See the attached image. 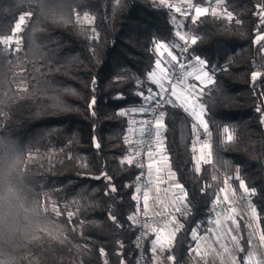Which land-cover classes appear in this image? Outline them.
I'll return each mask as SVG.
<instances>
[{"label": "trees", "instance_id": "1", "mask_svg": "<svg viewBox=\"0 0 264 264\" xmlns=\"http://www.w3.org/2000/svg\"><path fill=\"white\" fill-rule=\"evenodd\" d=\"M221 6L231 20L185 18L181 32L188 29L197 42L173 49L188 62L206 61L213 81L200 97L211 150L200 172L192 118L177 104L159 108L163 153L190 209L174 218L175 264L188 261L193 230L199 236L211 226L226 181L255 210L264 235V76L252 75L264 73V41L253 42L264 34V0ZM26 13L20 48L0 44V264H136L133 196L144 168L136 155L131 165L121 161L131 150L129 110L148 107L133 112L145 121L155 105L138 95L158 91L148 78L154 42L184 44L174 35L171 10L154 0H0V37ZM32 153L53 158L30 162ZM238 224L242 261L249 241ZM151 238L143 246L147 264Z\"/></svg>", "mask_w": 264, "mask_h": 264}, {"label": "crops", "instance_id": "2", "mask_svg": "<svg viewBox=\"0 0 264 264\" xmlns=\"http://www.w3.org/2000/svg\"><path fill=\"white\" fill-rule=\"evenodd\" d=\"M154 1L159 4L158 0ZM176 1H178L176 3H180V0ZM139 119H132L131 121L137 122ZM139 121L143 122V119H140ZM195 122L197 123L196 120ZM132 126L134 125H131L129 128L128 140L139 141V128L134 132L132 129H136L135 127L137 126ZM163 140L164 138L162 136L161 130L159 143L154 141V146L151 149V152L153 153L152 156L146 155V172L143 175V179H145L143 181L141 191L138 194L139 199L137 200L139 208L138 211L144 214L145 209L143 203V192L145 188L149 190L150 195L147 214H152L160 209H165L166 207L178 206L180 204L179 201L182 198V196L178 195L180 192L179 190L175 191L173 189L170 190L166 188L165 176L168 174V172L165 171V169L159 167L160 164H163V159H166L164 157L163 149L159 148V145H162L161 147H163ZM137 145L138 144H131V150L128 157H135ZM149 165H151V167H149ZM169 170L170 172L173 171L171 168ZM222 195V198L227 195L228 201L230 202L227 203H229L228 205L231 207L227 206L226 211L228 210V212H226L223 216L220 215V217L213 219L209 229L205 233L199 235L197 239H195L194 245L189 251V259L184 264H244V262L248 260L249 253H254L251 264H257V262L262 260L261 254L264 253V242L260 241L259 237L263 234L260 230L256 213L255 211L253 212L254 209L250 206L249 202H245L244 199H241L233 189L231 192L225 191ZM228 207L235 208L236 212L231 213ZM228 216H232L233 219H226ZM172 220L173 219L160 226L154 227L158 230L155 233L151 231L152 228L149 231V235L152 237L150 247L153 260L152 264H172V262L167 260V257L170 255L169 249L164 251L157 249L156 252H153V241H156L157 238H159L160 243H164L169 238V233L174 231L179 226L177 220H175V224L171 223ZM217 220L221 222L219 226L215 223ZM239 220H241L247 228L248 241H253V244H249L248 251L244 253V258L242 261H240L238 258V254L242 249L240 243L241 234L238 224ZM160 229H163V231H159ZM228 229H232V231L229 232ZM232 237H235V240H233ZM225 248H227V252L225 251ZM196 251L206 253V255H203V258H201L200 256L196 255Z\"/></svg>", "mask_w": 264, "mask_h": 264}, {"label": "snow or ice", "instance_id": "3", "mask_svg": "<svg viewBox=\"0 0 264 264\" xmlns=\"http://www.w3.org/2000/svg\"><path fill=\"white\" fill-rule=\"evenodd\" d=\"M187 2V8L182 9L181 7L176 6L175 4L169 3V0H158V3L160 6L162 7H166L171 11H174L175 13L184 16L186 19L190 18L193 23L201 16L207 15L209 13V9L208 7H201L199 5H194L191 0H186ZM206 2H208V0H206ZM215 2L217 3V5H222L225 0H215ZM258 8H261V5H257ZM195 12V15L192 14V12ZM226 11V9H225ZM212 15H221L222 13L219 10V7L217 8H213ZM87 16V14H85ZM261 16H264V12H262L260 14ZM232 14L231 13H227V19L231 20ZM26 21V17L24 15L20 16L18 18V22L15 23L14 28L12 29V35L7 36V37H0V44L7 46V47H11L12 44H16L19 45V38L17 37V33L21 32L23 30L22 26L25 24ZM238 22V21H237ZM262 23H264V20L261 21ZM89 23H91V21H89ZM174 35L176 36V38L179 41H183L185 45L187 44H195L197 42V38L196 37H191L190 41L189 38L186 34H182V32L179 30V28H177V30H175ZM261 41H264V34L258 35L255 37L254 39V43L259 44ZM175 48H182V45L180 44H175V43H168V42H163V41H157L154 42V51L157 54V59L155 60V69L154 71L150 72L148 74V78L149 80H151V82L155 85L158 86L159 91L158 92H153L151 89L148 90V95H145L143 92L138 93V95H140L141 97H143V99L145 101L148 102L149 105H152L153 102H155V106L157 108L161 107V103L160 100L163 99V94L165 92H170L171 96H176L177 92L176 89L178 86L183 87V81H177L174 82L173 81V76H172V72H170V69H174L175 67H179V68H185L186 65L183 63L179 62V58L176 54H174L173 49ZM183 51H187V47H183L182 48ZM262 51H264V49H262ZM195 60L197 61V63L204 65L206 64V61H202L199 57H196ZM158 70V72L156 71ZM202 71V75L204 77H208V73L206 71ZM187 76H191L192 73L188 72L186 74ZM253 80H256L257 78H260L261 76H264V73L261 72H254L253 74ZM195 79L197 81L201 80V76L197 75L195 77ZM209 84H211L213 81L209 78L207 81ZM167 85V87H166ZM193 89L195 88V86H192ZM201 92L203 91V89L200 90ZM160 99H157V98ZM197 107L202 108V105H193L191 108L187 105L184 106V110L186 112H189L190 115L192 117L195 118V120L197 121V123H193L192 128L194 130L198 129L199 127H203V129L206 131L208 128L207 122L203 120V112L202 111H197ZM149 109L148 107H141L139 109H132L129 111H134V112H140V113H145L147 112ZM257 111H259V109H257ZM119 115L121 116H126L128 115V112L126 111H121L119 113ZM136 123V122H133ZM140 123V128H139V132L141 136H154L155 138V142L159 143L160 141V132L162 129H164L166 127L165 123H164V113L163 112H158L157 115L154 117V122L153 121H143V122H139ZM132 131H137L136 129H132ZM232 137L231 135L228 136V140H231ZM147 141H132V140H126V143L129 144H140V143H146ZM99 145H97L98 147ZM204 148H208L209 149V156H210V145L208 144H204L203 145ZM152 152L151 150H149L147 152L148 156H152ZM136 156L139 155V152L135 153ZM134 156L132 157H126L124 160L121 161V163L124 164H133L134 162ZM201 160H203L204 163H210L211 160H204V157L201 156L200 158ZM149 167H151V165H149ZM196 172H200V166L199 163H197V167H196ZM109 181L111 180L110 177H108ZM176 187L180 188L181 190L183 189L182 185H177ZM240 187L244 189L245 192H248L249 190L247 189L246 185L244 184L243 181H240ZM110 191H116V188L114 185H110ZM139 189H137V194L133 196L134 200H138L139 199ZM203 191V189L201 190ZM222 192L224 191L223 189L221 190ZM254 192V190H252ZM150 199V195H149V190L147 188H145L144 192H143V203H144V209H145V215L147 214V209H148V202ZM187 199V192H184L183 197L180 199L179 203L182 205V207H178L175 209V211L177 212H181L182 215H187V206L184 203V201H186ZM220 197H217V202L219 201ZM226 202L228 201V197L227 195H225L224 197ZM230 203V202H229ZM229 211L231 213H235L236 209L235 208H229ZM255 210H253L254 212ZM163 215V214H160ZM111 219L113 221L116 220L115 216H112ZM129 219L131 220L132 217H129ZM226 219H233L232 216H228L226 217ZM172 224H175L176 221L173 218V220L171 221ZM215 223L219 226L220 225V221L217 220L215 221ZM167 226V225H166ZM145 227H150L149 225H145ZM182 227V226H181ZM151 231L153 233L157 232L158 230L156 228H152ZM159 231H163V229H160ZM180 231V228H176L174 231L169 233V238L164 242V243H160L159 238H157L156 241H153V252H156L157 249H159L160 251H164L166 249H171L173 247V241L175 239L176 233ZM229 232L232 231V229H228ZM194 240L198 238V234L196 233V230H193V237ZM219 239V237H218ZM233 240H235V237H232ZM260 241L264 242V235L259 237ZM249 244H253L252 240H249ZM103 251V250H101ZM225 251L227 252V248H225ZM241 251H243V249H241ZM196 255L200 256L201 258H203V255H206V253H201L199 251H196ZM254 255V253H249V257L248 260H246L244 262V264H251L252 261V256ZM262 256V260L257 262V264H264V253L261 254ZM167 260L172 262V264H175V257L172 255H169L167 257Z\"/></svg>", "mask_w": 264, "mask_h": 264}, {"label": "rangeland", "instance_id": "4", "mask_svg": "<svg viewBox=\"0 0 264 264\" xmlns=\"http://www.w3.org/2000/svg\"><path fill=\"white\" fill-rule=\"evenodd\" d=\"M176 2H178V1H176V0H174V1H172V0H169V3H172V4H175L176 6H178V7H181L182 9H185V8H187V2H186V0H180L179 2L181 3H176ZM191 2L194 4V5H199V4H196L195 2H194V0H191ZM183 3V4H182ZM199 6H201V7H208V9H209V13L211 14V12H212V9L213 8H217V7H219V10H220V12L222 13L221 15H214L216 18H218V19H220V20H224V21H229V19H227V12L222 8V6L221 5H217V3L215 2V0H208V2H206V0H204V2L202 3V4H200ZM177 16H176V15ZM192 14L193 15H195V12H194V10H193V12H192ZM22 15H24L25 17H26V21H25V24H26V22H27V19H28V16H29V14L28 13H26V14H22ZM22 15H20V16H22ZM19 16V17H20ZM184 16H182V15H179V14H177V13H175L174 11H171V19H172V21H171V23H173L174 24V26H175V28H176V30H177V28H179V30L181 31V28L183 27V25H184ZM188 20H191L190 18L188 19ZM81 21H83V22H86V23H89V21H90V19L88 18V17H85L84 16V18H82L81 19ZM192 21V20H191ZM16 22H18V20L16 21ZM24 24V25H25ZM24 25L22 26V28L24 27ZM15 26V25H14ZM20 33V32H19ZM19 33H17L16 35H17V37L19 38V45H16V44H12L11 45V47L10 48H12L13 50H17V49H19L20 48V37H19ZM182 34H184L183 33V31H182ZM12 35V34H11ZM10 36V35H9ZM189 38V41H190V39H191V36H189L188 37ZM180 42V41H179ZM175 44H178V43H175ZM174 54H175V52H174ZM156 59H157V54H156ZM154 69H155V66H154ZM201 69L203 70V71H206L207 73H208V77H204L203 75H202V71H201ZM154 71V70H153ZM157 72H158V70H156ZM170 72H172V69H170ZM188 72H191L192 73V75L191 76H187L186 74L188 73ZM186 74L184 75V76H181V77H173V81L174 82H177V81H180V80H182L183 81V87H180V86H178L177 87V89H176V92H177V95L176 96H171L170 95V92H165L164 94H163V97L165 98L164 99V101H167V102H169V103H172V104H177V105H179V106H181L183 109H184V106L185 105H187V106H189L190 108L195 104V105H202L201 103H200V97H201V95H202V93L204 92V90H205V87L209 84L207 81H208V79L210 78L211 80H212V78H211V76H210V74H209V72L207 71V69L205 68V65H201V64H199V63H197V61L195 60V59H193V61H190L189 62V64H188V66H187V69H186ZM197 75H200L201 76V80L200 81H197L196 79H195V77L197 76ZM192 86H195V88L193 89V87ZM166 87H167V85H166ZM201 89H203V91L201 92L200 90ZM158 91H159V88H158ZM157 91V92H158ZM166 96V97H165ZM163 101V102H164ZM203 106V105H202ZM198 112L199 111H202L203 112V120L205 121V117H204V115H205V109H204V106L202 107V108H200V107H197V109H196ZM134 111H132V113H130L131 115H130V117H131V119L130 120H132V119H139V118H137V117H134V113H133ZM188 114H189V116L192 118V121H193V123H196L195 122V119H194V117H192L191 115H190V113L189 112H187ZM140 120V119H139ZM139 120H137V122L136 123H133L132 121H131V124L130 125H134V126H132V127H135V126H137V127H135L136 128V130H138V128H140V121ZM194 130V129H193ZM194 134H195V139H194V142H193V157H194V161H195V166L197 167V163H199V166H200V168H201V166H202V164H204V162H203V160H201L200 158H201V156H203L204 157V160H208V159H211V154H210V156H209V149L208 148H204L203 147V145L204 144H208V145H210L209 144V142H208V138H209V136H208V132H207V130L205 131L204 129H203V127L201 126V127H199L198 129H196V130H194ZM229 136V135H228ZM228 136H227V138H228ZM197 140V141H196ZM198 141H200V142H198ZM162 146V145H161ZM160 145H159V148L161 149H163V147H161ZM210 153H211V150H210ZM163 156V155H162ZM164 157L166 158V159H163V164H160L159 165V167H161V168H163V169H165V171H167L168 172V174H166V176H165V185H166V188L167 189H170V190H179L180 192H179V194L178 195H180V196H182L183 197V195H184V189H180V188H178V187H176L177 185L176 184H179V182L177 181V180H175V174H174V172L173 171H171L170 172V168H169V162H168V159H167V157L164 155ZM52 154H49V155H46V156H42V155H39L38 153H32V154H30V159H29V161L30 162H34V161H38V160H44L45 162H47V163H49L51 160H52ZM145 165H146V163H145ZM144 168V173L146 172V167L144 166L143 167ZM144 175V174H143ZM144 177V176H143ZM145 179V178H144ZM144 179H142V182H141V185H140V187H139V190L141 191V188H142V184H143V181H144ZM176 182V183H175ZM224 190L223 192L221 191V190ZM221 190H220V195H219V197H220V201L221 202H223L224 204H226V206H229L228 204L229 203H227L226 201H225V199L224 198H222V194L225 192V191H229V192H231L232 191V187H231V185L226 181V183H225V185H224V187L222 188ZM234 190V189H233ZM139 191V192H140ZM49 199V198H48ZM50 200V199H49ZM225 201V202H224ZM241 201V200H240ZM245 201V200H244ZM246 202V201H245ZM181 204H179L178 206H171V207H166L165 209H167V208H175V207H179ZM245 205V204H244ZM229 207H231V206H229ZM228 207V208H229ZM139 209V208H138ZM226 212H228V210L227 211H225V213ZM224 213V214H225ZM140 214H144V213H142V212H137V218H138V216L140 215ZM223 214V215H224ZM223 215H221V216H223ZM217 217H220V215H215L214 216V219L215 218H217ZM213 232V231H212ZM213 234V233H212Z\"/></svg>", "mask_w": 264, "mask_h": 264}, {"label": "built area", "instance_id": "5", "mask_svg": "<svg viewBox=\"0 0 264 264\" xmlns=\"http://www.w3.org/2000/svg\"><path fill=\"white\" fill-rule=\"evenodd\" d=\"M184 34H186L188 37L191 36L190 32L188 29H185L183 31ZM186 46L183 44L182 48ZM181 48V52H182ZM179 62L183 63L186 65L185 68H179L178 66L172 69V76L173 77H181L186 74V69L189 64L188 61L184 60L180 55L178 56ZM166 97V96H165ZM164 97L162 100H160V103L162 104L164 101ZM165 102V101H164ZM160 108V107H159ZM159 108H157L155 105L150 109L145 121H153L154 122V117L157 115L159 111ZM140 141H147L146 143H140L138 152L139 155L136 156V162L139 166L144 167L146 163V155L149 150H151L154 146V136H141ZM184 203L187 206V213L189 212V206L187 203L184 201ZM179 207H182L180 205ZM175 208H167V209H160L152 214H140L136 220L137 227H138V232L136 234L135 238V249L137 252V257H136V264H147L145 256L143 254V246L145 244L146 237L149 235V231L151 228L160 226L171 219L175 217H183L184 215L181 214V212L175 211ZM227 209L226 204H224L221 201H216L213 206H212V211L217 214V215H223ZM163 214V215H160ZM145 225H149L150 227H145Z\"/></svg>", "mask_w": 264, "mask_h": 264}]
</instances>
